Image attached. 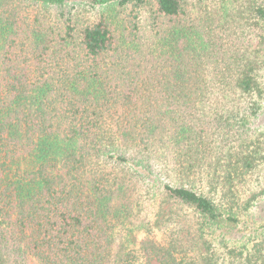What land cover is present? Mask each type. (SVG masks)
Segmentation results:
<instances>
[{"label":"trees","instance_id":"1","mask_svg":"<svg viewBox=\"0 0 264 264\" xmlns=\"http://www.w3.org/2000/svg\"><path fill=\"white\" fill-rule=\"evenodd\" d=\"M264 264V0H0V264Z\"/></svg>","mask_w":264,"mask_h":264},{"label":"rangeland","instance_id":"2","mask_svg":"<svg viewBox=\"0 0 264 264\" xmlns=\"http://www.w3.org/2000/svg\"><path fill=\"white\" fill-rule=\"evenodd\" d=\"M152 264H159V263H157L156 261H154Z\"/></svg>","mask_w":264,"mask_h":264}]
</instances>
